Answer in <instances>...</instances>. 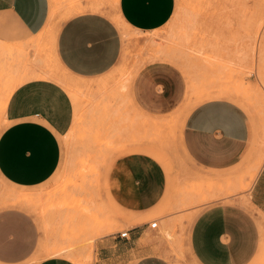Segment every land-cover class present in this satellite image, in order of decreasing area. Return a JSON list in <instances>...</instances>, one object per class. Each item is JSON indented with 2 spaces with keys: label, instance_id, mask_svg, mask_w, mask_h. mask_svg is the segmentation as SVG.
Here are the masks:
<instances>
[{
  "label": "crops",
  "instance_id": "obj_1",
  "mask_svg": "<svg viewBox=\"0 0 264 264\" xmlns=\"http://www.w3.org/2000/svg\"><path fill=\"white\" fill-rule=\"evenodd\" d=\"M114 2L110 8L103 0H83L66 7L65 20L56 23L52 0H0V48L27 47L52 29L60 69L78 79L98 78L120 59L119 27L154 33L170 22L176 9V0ZM172 75L168 66L146 68L133 82L134 101L148 113L176 108L183 99L168 85ZM71 121V101L59 84L47 79L20 84L1 119L0 179L21 189L48 181L61 163V139ZM180 136L192 166V199L198 186V200H206L188 233L190 258L194 264H251L262 243L252 211L264 215V155L247 113L228 100L203 102L183 120ZM248 173H256L249 182ZM107 186L111 203L123 213L114 215L115 227H125L127 237L120 238L119 231L99 237L94 264H171L163 247L151 239L154 231L146 221L169 197L164 169L146 155L123 156L112 164ZM39 242L32 216L0 209V264H27ZM50 256L37 264H76L66 255Z\"/></svg>",
  "mask_w": 264,
  "mask_h": 264
},
{
  "label": "rangeland",
  "instance_id": "obj_2",
  "mask_svg": "<svg viewBox=\"0 0 264 264\" xmlns=\"http://www.w3.org/2000/svg\"><path fill=\"white\" fill-rule=\"evenodd\" d=\"M82 1L53 0V14H58L55 22L65 20L66 7ZM103 1L113 7L114 0ZM119 29L120 59L111 71L94 79L74 78L60 69L53 54L52 29L40 35V42L36 39L27 47H7L9 53L0 52L4 66L0 67V102L6 87L16 84L24 72L36 71L49 72L54 82L66 85L68 89L61 87L71 101L72 121L61 139L62 159L54 175L29 189L11 187L0 179V209L27 212L40 230L38 251L27 264L51 257L48 249L56 248L78 260L90 254L88 264H94V242L111 231L126 230L115 227L114 215L123 213L109 199L107 175L118 158L130 154L150 157L168 178V199L146 219L158 223L151 239L163 247L171 264H194L188 233L206 200H198V186L192 199V166L181 144L183 118L179 114L188 99L190 103L228 100L241 107L264 155V0H176L172 19L159 31L142 34ZM159 65L173 71L174 80L168 85L183 100L170 111L148 113L134 101L133 82L149 66ZM74 89L79 93H73ZM1 119L2 115L0 128ZM248 175L249 182L254 173ZM19 191L29 196L18 202L20 206L11 199ZM252 212L262 243L251 264H264V215Z\"/></svg>",
  "mask_w": 264,
  "mask_h": 264
},
{
  "label": "bare ground",
  "instance_id": "obj_3",
  "mask_svg": "<svg viewBox=\"0 0 264 264\" xmlns=\"http://www.w3.org/2000/svg\"><path fill=\"white\" fill-rule=\"evenodd\" d=\"M53 1V0H52ZM55 2H56V0H55ZM54 2V3H55ZM114 2V1H113ZM115 3V2H114ZM59 5V4H58ZM57 5V6H58ZM54 6V5H53ZM61 6V5H60ZM63 6V5H62ZM78 10V9H77ZM116 16V15H115ZM51 17V16H50ZM57 17V16H56ZM117 17V16H116ZM63 18V17H62ZM48 19H50V18H48ZM55 19V18H54ZM114 19H115V17H114ZM62 20V19H61ZM116 20H117V18H116ZM61 22V21H60ZM117 22V21H116ZM119 23V22H118ZM51 26V25H50ZM51 29V28H50ZM42 32V31H41ZM56 32V31H55ZM49 34H50V32H49ZM56 34V33H55ZM54 34V35H55ZM124 39H126V38H124ZM37 40H39V42H40V36H38V38H37ZM45 43V42H44ZM53 44V43H52ZM1 45H2V43H1ZM7 45H9V44H7ZM48 46V45H47ZM8 48L7 47H2L1 48V50L4 52H6V51H8L7 50ZM1 51V52H2ZM14 51V50H13ZM18 51V53H19V50L18 49H16V52ZM7 53H9V51L7 52ZM3 54V53H2ZM6 54V53H5ZM17 54V53H16ZM16 57V56H15ZM2 59V58H1ZM16 59V58H15ZM18 60H19V58H17ZM31 59V58H30ZM25 60H26V58H25ZM39 60V59H38ZM7 61V60H6ZM21 61V60H20ZM35 62H36V60H34ZM44 62V61H43ZM38 63V62H37ZM42 63V62H41ZM40 63V60H39V64H41ZM22 66V65H21ZM32 66V65H31ZM0 67L2 68V67H4L3 66V64L0 62ZM17 67V66H16ZM22 67H24V66H22ZM26 67V66H25ZM34 67V66H33ZM32 67V68H33ZM0 68V69H1ZM6 68V67H5ZM7 68H9V66L7 67ZM27 68V67H26ZM26 68H24V69H26ZM35 68V67H34ZM22 69V68H21ZM28 69V68H27ZM50 69V68H49ZM29 70V69H28ZM31 70V69H30ZM24 71V70H23ZM27 71V70H26ZM12 72H13V70H12ZM47 72V71H46ZM64 72V71H63ZM4 73V72H3ZM2 73V74H3ZM7 73H8V71H7ZM25 74L21 77V79L16 83V84H12L13 86H9V89H7V87H6V90H5V92H6V94H4V97L1 99V102H0V116L1 115H3V113H4V110H5V107H6V105H7V102H8V100H9V98H10V96H11V94L14 92V90L20 85V84H22V83H24L25 81H27V80H31V79H35V80H37V79H52V81L54 80V79H56L55 78V76L53 75V74H49V72L48 73H42V74H35V73H28V74H26V72H24ZM10 74V73H9ZM3 75H5V73L3 74ZM14 77V76H13ZM15 77H16V75H15ZM19 77H20V75H19ZM7 78H9L8 76H7ZM54 78V79H53ZM17 79H18V76H17ZM47 79V80H48ZM6 80V79H5ZM7 81V80H6ZM10 81V80H9ZM51 81V80H50ZM57 81V80H56ZM59 82V81H58ZM57 82V84H59ZM82 82V81H81ZM80 82V83H81ZM127 82V81H126ZM84 83V82H83ZM123 84V83H122ZM121 84V85H122ZM11 85V84H10ZM72 85V84H71ZM62 87H64V86H66V85H61ZM123 86V85H122ZM122 86H120V87H122ZM65 89H68L67 88V86L65 87ZM120 89V88H119ZM71 90V89H70ZM75 90V89H74ZM82 90V89H81ZM215 91H216V89H215ZM218 91V90H217ZM5 92H3V90H2V94L3 93H5ZM72 92V91H71ZM79 93V91H74L73 93ZM69 93V92H68ZM77 95V94H76ZM79 95V94H78ZM69 96H70V94H69ZM222 96V95H221ZM217 97V96H216ZM225 97V96H224ZM214 99V98H213ZM188 102L185 104V109H183V111L182 112H180V114H179V116H181L182 118H183V120L186 118V116L191 112V110H193L197 105H199V104H201V103H203L204 101H201V100H199V101H197V102H195V103H190V101H189V99L187 100ZM75 107V106H74ZM177 115V114H176ZM78 118V117H77ZM183 122V121H182ZM74 126V125H73ZM120 127V126H119ZM130 128V127H129ZM123 131V130H122ZM124 131H125V129H124ZM130 131V130H129ZM125 133V132H124ZM119 140V139H118ZM144 143H146V141L144 142ZM129 144V143H128ZM127 144V145H128ZM139 144V143H138ZM149 144V143H148ZM144 145V144H143ZM119 148V147H118ZM149 148V147H148ZM121 150V149H120ZM113 152H114V150H113ZM118 153V152H117ZM116 153V154H117ZM255 174L256 173H254V175L253 176H255ZM254 179V177H252L251 178V180L250 181H252ZM248 187L250 186V184H248L247 185ZM16 191V190H15ZM11 193V192H10ZM24 193V192H23ZM0 194H2V193H0ZM28 195V194H27ZM27 195H25V194H22V192L20 193V191H19V193H14V194H12V196H11V199L12 200H15V201H17V204H18V202H19V204H20V202H22V201H24V200H26L27 198V200H29V196H27ZM30 195V194H29ZM31 197V196H30ZM4 199H6V198H4L3 197V201H5ZM26 200V201H27ZM8 201H9V199H8ZM6 203H8V202H6ZM31 203V202H30ZM18 204V205H19ZM20 206V205H19ZM26 206V205H25ZM165 234H166V231H165ZM167 236H169V234H167ZM167 239V238H166ZM169 239V238H168ZM51 250V249H50ZM69 251V250H68ZM48 255H53V254H55V255H66L70 260H72L74 263H76V264H88V261H89V258H90V254H88V256L87 257H85L83 260H78L77 258H75V256H73V255H71V254H69V253H67V250L66 251H63L62 249H52V251H49V249H48ZM93 260V259H92ZM93 263V262H92ZM30 264H32V263H30Z\"/></svg>",
  "mask_w": 264,
  "mask_h": 264
},
{
  "label": "built area",
  "instance_id": "obj_4",
  "mask_svg": "<svg viewBox=\"0 0 264 264\" xmlns=\"http://www.w3.org/2000/svg\"><path fill=\"white\" fill-rule=\"evenodd\" d=\"M158 227V223L157 222H152L150 223V228L151 229H156ZM127 237V232H123L120 234V238H126Z\"/></svg>",
  "mask_w": 264,
  "mask_h": 264
}]
</instances>
